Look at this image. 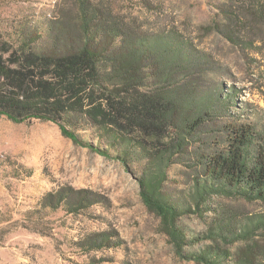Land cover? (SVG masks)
<instances>
[{
    "label": "rangeland",
    "instance_id": "obj_1",
    "mask_svg": "<svg viewBox=\"0 0 264 264\" xmlns=\"http://www.w3.org/2000/svg\"><path fill=\"white\" fill-rule=\"evenodd\" d=\"M85 21L105 70L117 50L141 43L143 88L168 87L211 108L188 152L173 158L164 189L193 209L178 221L187 250L221 247L234 259L250 251L264 264L263 201L215 194L198 208L195 198L206 180L201 157L223 148L230 126L264 130V0H0V47H10L5 57L70 47L85 39ZM76 117L69 128L83 140L113 155L124 148ZM130 151L127 168L74 143L55 122L0 116V264H199L179 258L143 204L137 178L145 162L137 147ZM79 196L88 204L75 211ZM227 217L239 231L254 227L252 237L208 238Z\"/></svg>",
    "mask_w": 264,
    "mask_h": 264
},
{
    "label": "trees",
    "instance_id": "obj_2",
    "mask_svg": "<svg viewBox=\"0 0 264 264\" xmlns=\"http://www.w3.org/2000/svg\"><path fill=\"white\" fill-rule=\"evenodd\" d=\"M83 28L85 39L73 41L70 47L58 44L53 50L46 47L22 55L16 50L10 57L3 54L10 47H0V116L16 123L31 119L55 122L74 143L115 157L127 168L130 148L137 147L145 162L137 178L141 200L160 219V230L179 258L199 264H257L250 251L238 259L221 247L188 251L189 239L178 221L193 209L172 203L164 190L173 158L188 152L211 108L197 107L198 103L188 101L187 94L168 87L143 88L138 63L147 49L141 43L117 50L105 70L100 64L104 53L94 36H89L86 21ZM162 59L172 61L167 55ZM170 77L165 73L162 78L168 81ZM72 116L98 128V135L110 144L124 148L113 155L83 140L69 128ZM227 131L223 148L201 157L199 164L206 180L196 185L198 208L205 196L215 194L264 202V130L250 123L232 125ZM87 200V196H79L74 201L75 211L85 208ZM243 228L239 231L231 217L222 218L215 221L207 236L224 241L232 238L231 242L248 240L254 227Z\"/></svg>",
    "mask_w": 264,
    "mask_h": 264
}]
</instances>
